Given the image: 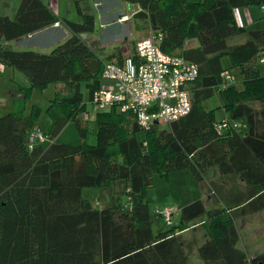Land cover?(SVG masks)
Returning a JSON list of instances; mask_svg holds the SVG:
<instances>
[{
  "label": "trees",
  "instance_id": "obj_1",
  "mask_svg": "<svg viewBox=\"0 0 264 264\" xmlns=\"http://www.w3.org/2000/svg\"><path fill=\"white\" fill-rule=\"evenodd\" d=\"M13 18L0 16V65L23 74L26 99L32 89L62 84L47 113L52 123L44 144L28 150L26 138L38 109L0 117V264H188L192 242L183 237L189 224L205 217L206 238L196 248L205 264H264V253L248 257L238 247V214L264 210V74L252 64L264 56V28L239 26L234 10L264 6V0H121L137 7L133 17L159 36L160 49L198 68L186 86L188 114L160 128L137 126L131 112L113 108L97 113L96 143L56 144L72 122L81 139L87 131L85 104L101 85L106 62L122 65L127 57L113 49L100 58L81 38L93 33L95 19L74 0L78 21L61 18L43 0H18ZM60 23L68 36L47 52L14 50L9 42ZM242 36L240 43L230 40ZM196 40V47H185ZM242 76L241 89L221 74V60ZM131 60L137 64L134 47ZM222 83H226L222 85ZM218 96V108L205 103ZM227 117L218 119L216 112ZM222 121L241 127L219 131ZM140 136H139V135ZM219 176L207 180L212 169ZM188 170L211 198H199L179 210V223L154 232L145 199L153 174ZM123 181L129 220L119 222L116 208L93 209L84 188H108ZM238 211V212H237Z\"/></svg>",
  "mask_w": 264,
  "mask_h": 264
},
{
  "label": "rangeland",
  "instance_id": "obj_2",
  "mask_svg": "<svg viewBox=\"0 0 264 264\" xmlns=\"http://www.w3.org/2000/svg\"><path fill=\"white\" fill-rule=\"evenodd\" d=\"M60 1V15L70 21H78L76 7L73 4L74 0ZM5 2L7 5H10V0H5ZM0 3L2 4V0H0ZM80 6L84 13L92 15L95 19L94 32L81 34L80 38L92 50L95 49L93 50L95 52H103L106 49L110 50L105 57H108L117 48L119 50L122 49L120 52L123 53V57H130L138 41L154 36L143 21L133 17L137 7L127 5L121 0H88L86 3H81ZM251 9L253 10L251 14L254 18V24L245 26L249 29L264 26V6L250 7L248 10ZM240 10L239 15L242 21L241 16H243V9ZM1 15H3L2 12H0V16ZM249 23L250 22H248V25ZM56 25H58V23H56ZM67 33L68 31L65 29V34ZM45 36L46 35H43L40 38L45 40ZM243 40L244 38L242 36H238L230 40L229 43H240ZM197 44L196 40L188 41L189 47H196ZM115 45H119L120 47H115ZM9 46L14 50H21L20 46L15 43ZM23 49L31 50L26 48ZM33 51L40 52V50ZM41 52L45 53L47 51L41 50ZM258 58L259 57L255 58L253 62L257 61L256 67L261 74H264V64H259ZM221 63L223 69L228 70V73L234 77L233 85L237 89H241L242 76L239 74V70L231 68L228 57H223ZM101 82L103 86L108 83L105 80ZM225 84L222 83V85ZM26 85L27 80L23 74L13 68L0 65V117L16 111H22L25 115H29L34 107L39 111L34 121V129L39 128L42 133L48 134L51 130L52 123L51 117L47 113L48 106L54 98L56 91L66 93V90L63 89L62 84H50L42 90L32 89L26 99H24V87H26ZM82 93L86 113L82 114V118L83 120H87L88 124V131L84 139H81L74 124L69 122L54 138V143L77 145L83 140L86 145H95V120L97 113H104L109 110L95 111L89 102L85 88H82ZM219 103L221 104L218 96H214V98L205 103V108H218ZM216 117L218 119H223L227 117V115L223 111L218 110L216 112ZM166 125L167 124H158L156 126L163 128ZM49 143L48 141L44 145L48 146ZM218 176L219 170L217 168H212L207 173L206 179L210 180ZM208 194L205 185L198 182L188 170L172 172L166 176L154 173L152 186L145 191V199L148 202L154 232H158L161 229L167 230L169 228L167 223L159 215V213L163 212L165 209H172L174 211L171 218V224L173 225L180 221L179 210L192 201L202 198L204 207L207 210L210 209L212 205L211 198ZM82 197L88 200L92 208L96 210L116 208L119 222H126L129 220V199L123 181H116L108 188H84L82 189ZM204 221L205 217L194 220L189 224L188 229L183 231L184 239L192 242V252L188 254V264H205L196 254V248L199 243H202L206 238L207 229L203 225ZM234 222L239 235L238 247L244 250L248 257H254L264 252V210L254 214H238Z\"/></svg>",
  "mask_w": 264,
  "mask_h": 264
},
{
  "label": "built area",
  "instance_id": "obj_3",
  "mask_svg": "<svg viewBox=\"0 0 264 264\" xmlns=\"http://www.w3.org/2000/svg\"><path fill=\"white\" fill-rule=\"evenodd\" d=\"M154 35V34H153ZM160 37L154 35L138 41L135 45L137 64L126 57L120 66L106 62L103 65L102 82L92 97L90 104L95 111L111 110L131 112L137 126L144 131L158 124H169L189 113L191 100L186 86L198 75L195 64L183 57L164 53L159 47ZM225 81L232 82L234 77L228 72L221 74ZM241 127L239 122L222 121L216 124L219 131ZM48 142L46 134L33 128L27 135L26 147L32 150ZM174 211L165 209L160 217L171 224Z\"/></svg>",
  "mask_w": 264,
  "mask_h": 264
},
{
  "label": "crops",
  "instance_id": "obj_4",
  "mask_svg": "<svg viewBox=\"0 0 264 264\" xmlns=\"http://www.w3.org/2000/svg\"><path fill=\"white\" fill-rule=\"evenodd\" d=\"M43 1H44V3H46L48 5V7L52 10V12H54L55 14L60 16L61 18H64L62 15H60V5H61L60 0H43ZM18 4H19L18 0H10V5H7L5 0H2V4L0 3V12H2L3 15H1V16H8L10 18H13L15 13H16ZM10 6H12V7H10ZM6 7H7V9H6ZM249 8L248 7L247 8H240V9H243V16H241L242 21L240 20V15H239L240 11H241L240 9L234 10V17H235V20L239 26H243L247 30H253V29H249L246 27V26H250L251 24H254V18L252 17V14H251V12L253 11L252 10L253 8L251 10H248ZM248 22H250L249 25H248ZM258 28H264V26L258 27ZM254 29H257V28H254ZM43 35H46L45 40L40 38ZM66 35L68 36V33L65 34V29L63 28V26L60 23H58V25L54 24L53 26L47 27L41 31L36 32V33L29 34V35L24 36L20 39L11 41V42H9V45L15 43L16 45L20 46V49L26 48V49H31V50L49 51L53 46L61 43L65 39V37H67ZM115 47H120V46L115 45ZM185 47H187V48L189 47L188 41L186 42ZM93 50H95V49H93ZM120 50L122 51V49H120ZM108 51H110V50L106 49L103 52H99V51H96V52L100 58L104 59L105 56L109 53ZM258 62H259V64H264V56L259 57ZM252 64L256 67L257 61L252 62ZM201 200H202V198H201ZM117 216H118V214H117ZM162 230H164V229H161L160 231H162ZM262 253H264V252H262Z\"/></svg>",
  "mask_w": 264,
  "mask_h": 264
}]
</instances>
